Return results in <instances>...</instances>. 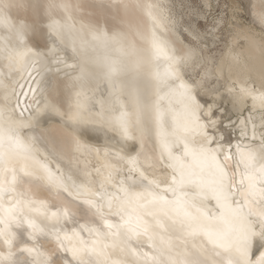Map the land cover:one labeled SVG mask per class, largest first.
Wrapping results in <instances>:
<instances>
[{
  "label": "snow or ice",
  "instance_id": "snow-or-ice-1",
  "mask_svg": "<svg viewBox=\"0 0 264 264\" xmlns=\"http://www.w3.org/2000/svg\"><path fill=\"white\" fill-rule=\"evenodd\" d=\"M235 2L0 0V264H264V0Z\"/></svg>",
  "mask_w": 264,
  "mask_h": 264
},
{
  "label": "bare ground",
  "instance_id": "bare-ground-1",
  "mask_svg": "<svg viewBox=\"0 0 264 264\" xmlns=\"http://www.w3.org/2000/svg\"><path fill=\"white\" fill-rule=\"evenodd\" d=\"M28 2L31 3L33 0H28ZM250 3H255V0H250ZM214 12L223 17L226 22H230L233 18L238 21L239 16L246 14L243 10L238 9L235 0H214Z\"/></svg>",
  "mask_w": 264,
  "mask_h": 264
}]
</instances>
